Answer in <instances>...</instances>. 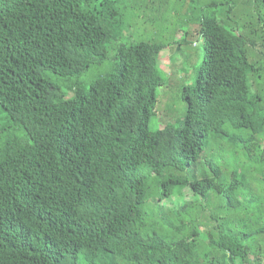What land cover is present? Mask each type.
<instances>
[{
	"label": "trees",
	"instance_id": "obj_1",
	"mask_svg": "<svg viewBox=\"0 0 264 264\" xmlns=\"http://www.w3.org/2000/svg\"><path fill=\"white\" fill-rule=\"evenodd\" d=\"M256 3L208 0L184 115L151 131L161 46L132 41L137 4L0 0V264H264Z\"/></svg>",
	"mask_w": 264,
	"mask_h": 264
},
{
	"label": "rangeland",
	"instance_id": "obj_2",
	"mask_svg": "<svg viewBox=\"0 0 264 264\" xmlns=\"http://www.w3.org/2000/svg\"><path fill=\"white\" fill-rule=\"evenodd\" d=\"M137 4V20L132 24L129 31L131 33L132 41H154L160 45H166L163 52L164 60L159 61V68L162 71L164 83L162 87L157 89V101L154 108L148 127L151 131L163 128L167 124H172L179 118H182L185 112V104L180 99L178 90L183 86H188L193 81V73L195 67L202 60V44L203 37L199 34V9L202 7L196 0H186V4L190 5L192 21L187 20L183 24V18L173 16L171 7H167V14L162 22H150L147 18L151 11L157 9L161 4L151 3L149 0H131ZM204 2L205 0H198ZM149 6V9H145ZM151 8V10H150ZM255 10L262 14L264 8L261 4L256 3ZM243 8L239 5L237 10L233 13L234 18H242L243 15H238L239 11ZM145 13V15H143ZM220 22L223 19L219 18ZM184 35V46L182 42L178 45V40ZM260 49L256 46L253 50L257 52ZM162 52L159 55L162 54ZM255 59L257 56L253 55ZM167 65V66H166ZM164 70V71H163ZM170 70V71H169ZM188 198V192H184ZM179 199L176 197L166 199L161 202L162 206L166 209L176 207Z\"/></svg>",
	"mask_w": 264,
	"mask_h": 264
},
{
	"label": "clouds",
	"instance_id": "obj_3",
	"mask_svg": "<svg viewBox=\"0 0 264 264\" xmlns=\"http://www.w3.org/2000/svg\"><path fill=\"white\" fill-rule=\"evenodd\" d=\"M196 1L202 5V7L199 9V17H198L199 22L201 24V15L203 13V7L207 4L208 0H205L204 2H200L198 0H196ZM186 3H187L186 0H160L158 2V4H161V5L158 6L157 9H155L154 11H151L150 15L148 16L147 19L151 23L154 22V20H155V22H162V20L165 18V16L168 15L167 14V7L170 6L171 10L173 11V16H178V17H182L183 18V24L185 22H188L187 20H191L192 21V15L193 14H191L192 11L190 9V5H187ZM220 17L223 19V22H224V18L222 16H218V21L220 22V20H219ZM220 23H222V22H220ZM198 31H200V27H199ZM181 38H183L182 41H181ZM181 38L178 40V45L182 42V46L178 47V49H180V50L184 46V41H183L184 40V35H182ZM151 42H154V41H151ZM160 46H161V48H158L157 50H155V49H153V50L155 51V56L157 58V63H159V61L161 59H163L164 60L163 64H165L166 63V58L165 57L162 58V56H163V52L162 51H164L166 49V47H165L166 45H160ZM202 51H203V49H202ZM161 52H162V54H161L160 59H159V55H160Z\"/></svg>",
	"mask_w": 264,
	"mask_h": 264
}]
</instances>
